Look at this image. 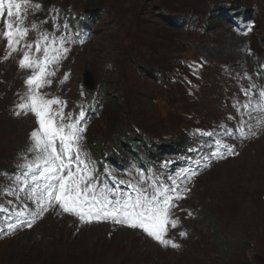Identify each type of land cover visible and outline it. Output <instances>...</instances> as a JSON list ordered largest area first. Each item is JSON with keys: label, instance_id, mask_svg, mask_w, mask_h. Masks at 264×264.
Listing matches in <instances>:
<instances>
[{"label": "rangeland", "instance_id": "rangeland-1", "mask_svg": "<svg viewBox=\"0 0 264 264\" xmlns=\"http://www.w3.org/2000/svg\"><path fill=\"white\" fill-rule=\"evenodd\" d=\"M31 2L42 9L29 8L26 23L73 41L42 92L67 101L65 112L74 117L83 106V150L99 178L130 191L113 177L136 182L142 171L170 184L182 169L196 175L178 179L184 199L176 202L173 218L180 224L166 238L179 249L110 222L82 225L57 208L31 228L19 223L24 218L0 213V264H264V126L253 120L256 134L239 138L233 108L246 99L242 88L264 86V0ZM4 51L0 38V204L18 210L27 203L34 210L24 193H17L20 199L7 194L24 157L33 158L27 149L38 125L31 114H14L30 73L19 69L17 56L4 61ZM65 74L69 79L60 84ZM221 125L233 136L224 135ZM209 131L215 135L199 134ZM144 139L164 150L156 164L148 161ZM215 139L238 154L211 157ZM180 143L184 155L176 154Z\"/></svg>", "mask_w": 264, "mask_h": 264}, {"label": "snow or ice", "instance_id": "snow-or-ice-1", "mask_svg": "<svg viewBox=\"0 0 264 264\" xmlns=\"http://www.w3.org/2000/svg\"><path fill=\"white\" fill-rule=\"evenodd\" d=\"M29 8L39 11L42 5L32 4L31 0H0V21L3 22L0 38L5 41L3 60L17 56L19 69L30 73L25 78L26 91L20 97L14 114L17 117L31 114L38 125L30 133L31 146L27 149L33 153V158L28 160L24 157L25 163L19 166L21 174L14 178L16 187L9 189L7 194L20 199L17 193H24L35 209L31 210L27 203L18 210L0 204V213L24 218L19 223L26 222L31 228L45 213L58 208L59 214L74 216L82 225L110 222L140 230L162 247L179 249L180 244L166 238L169 229H176L180 224L178 219L173 218L174 209L178 206L176 202L184 199L178 191V179L186 176L190 179L196 172L182 169L175 177H169L170 184L154 173L145 176L142 171H137L136 182L116 181L113 177V181L126 185L130 191L110 187L107 181H102L95 164L83 150L86 131V124L82 123L86 120L83 106H80L78 116L74 117L72 113L65 112L67 101L42 92V89L51 87L52 78L70 52L67 45L73 41L70 37L45 31L35 23H26ZM56 27L59 31V26ZM67 27L64 25L65 29ZM33 33L35 37L30 40L29 36ZM68 79L69 75L65 74L60 84ZM241 91L246 99H238L233 108L239 115V138L247 139L256 134L252 131L251 121L257 120V126H264V86L253 83ZM228 119L234 117L229 116ZM221 127H225L224 135L233 136L226 126ZM199 134L206 137L215 135L210 131ZM214 142L216 150L211 152V157L224 159L238 154L222 139H215ZM169 163H165L164 167L167 168ZM194 163L200 165L201 161L195 160ZM15 228L9 225L10 232H14ZM3 231L0 229V232ZM179 235L183 237L186 233L180 232Z\"/></svg>", "mask_w": 264, "mask_h": 264}, {"label": "trees", "instance_id": "trees-1", "mask_svg": "<svg viewBox=\"0 0 264 264\" xmlns=\"http://www.w3.org/2000/svg\"><path fill=\"white\" fill-rule=\"evenodd\" d=\"M103 5H101L100 7H99V9L101 8V9H103L104 7H102ZM101 12V11H100ZM165 16V15H164ZM117 125V124H116ZM133 140V139H132ZM132 140H130L129 142H127V144L129 145V148L128 149H132L133 148V144L131 143V141ZM144 141H145V143L147 144V149H148V161H149V163L151 164H156L160 159H161V157H162V153H163V149L161 148V147H159V146H157V145H155L156 147L154 148L152 145H149V143L148 142H146V139H144ZM177 147V146H176ZM178 148V149H177ZM177 148H175L176 150V154H177V152L180 154V155H184L185 154V152H186V147H183V143H180L179 144V147H177ZM132 153H135L134 152V150H133V152ZM148 163V162H147ZM148 163V164H149Z\"/></svg>", "mask_w": 264, "mask_h": 264}, {"label": "water", "instance_id": "water-1", "mask_svg": "<svg viewBox=\"0 0 264 264\" xmlns=\"http://www.w3.org/2000/svg\"><path fill=\"white\" fill-rule=\"evenodd\" d=\"M86 86L88 87L89 90H92L95 87V83L92 79L91 73H87L86 75Z\"/></svg>", "mask_w": 264, "mask_h": 264}]
</instances>
